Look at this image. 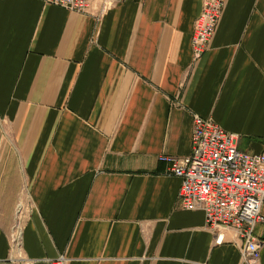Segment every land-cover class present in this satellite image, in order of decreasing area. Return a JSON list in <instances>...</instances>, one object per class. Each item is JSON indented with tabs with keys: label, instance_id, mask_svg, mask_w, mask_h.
<instances>
[{
	"label": "crops",
	"instance_id": "crops-1",
	"mask_svg": "<svg viewBox=\"0 0 264 264\" xmlns=\"http://www.w3.org/2000/svg\"><path fill=\"white\" fill-rule=\"evenodd\" d=\"M203 3L127 0L98 21L0 0V264H244L159 160L192 155L195 116L264 152V0H226L196 62ZM255 237L264 264V221Z\"/></svg>",
	"mask_w": 264,
	"mask_h": 264
},
{
	"label": "built area",
	"instance_id": "built-area-1",
	"mask_svg": "<svg viewBox=\"0 0 264 264\" xmlns=\"http://www.w3.org/2000/svg\"><path fill=\"white\" fill-rule=\"evenodd\" d=\"M127 0H44L46 4L101 20ZM226 0H204L193 34L194 61H199L211 42ZM193 151L187 158L163 155L160 162L168 173L181 180L179 200L187 211H201L215 244L225 242L233 231L244 264H260L262 243L255 237L256 226L264 221V152L239 150L237 138L212 119L195 116ZM20 247L19 225L12 237ZM57 264H65L64 258Z\"/></svg>",
	"mask_w": 264,
	"mask_h": 264
},
{
	"label": "rangeland",
	"instance_id": "rangeland-1",
	"mask_svg": "<svg viewBox=\"0 0 264 264\" xmlns=\"http://www.w3.org/2000/svg\"><path fill=\"white\" fill-rule=\"evenodd\" d=\"M4 135H5V137L3 138V141H2L3 143L0 144V151L1 152H5V151L10 152V151H12L11 150V147L12 146L10 145V137L7 136V134H4ZM18 211H19V209L17 210V212ZM19 215H18V213L16 214V218H15V225H16V227L19 225Z\"/></svg>",
	"mask_w": 264,
	"mask_h": 264
}]
</instances>
